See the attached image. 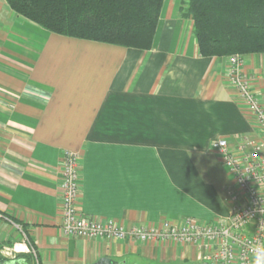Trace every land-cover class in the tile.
Listing matches in <instances>:
<instances>
[{"label": "crops", "instance_id": "1", "mask_svg": "<svg viewBox=\"0 0 264 264\" xmlns=\"http://www.w3.org/2000/svg\"><path fill=\"white\" fill-rule=\"evenodd\" d=\"M182 1L164 0L152 48L141 51L51 33L0 0V255L11 264H36L5 253L23 245L19 225L39 264H202L194 246L87 240L60 227L67 152L80 155L88 216L127 227L229 216L235 185L211 145L227 139L237 151L259 131L228 57L200 55ZM243 61L264 106V54Z\"/></svg>", "mask_w": 264, "mask_h": 264}, {"label": "built area", "instance_id": "2", "mask_svg": "<svg viewBox=\"0 0 264 264\" xmlns=\"http://www.w3.org/2000/svg\"><path fill=\"white\" fill-rule=\"evenodd\" d=\"M228 60L230 81L255 118L260 136V140L243 138L237 151L230 148L227 139H219L211 145L235 185V191L229 194V216L213 223L188 217L176 224L162 221L152 226L129 227L114 219L88 216L79 207L80 155L67 152L62 163L61 183L60 227L65 236L110 242L131 240L147 245L173 242L196 247L202 264H255L258 252L264 250V106L251 91V79L243 73V56L232 55ZM4 219L0 213V222ZM23 236V245L15 244L6 249L7 256L12 252L15 255L25 252L39 264L37 250Z\"/></svg>", "mask_w": 264, "mask_h": 264}, {"label": "trees", "instance_id": "3", "mask_svg": "<svg viewBox=\"0 0 264 264\" xmlns=\"http://www.w3.org/2000/svg\"><path fill=\"white\" fill-rule=\"evenodd\" d=\"M5 2L51 33L141 51L152 48L164 5V0ZM180 13L193 21L192 33L204 58L264 54V0H183ZM19 226L28 237L25 226ZM0 264L11 263L0 255Z\"/></svg>", "mask_w": 264, "mask_h": 264}, {"label": "water", "instance_id": "4", "mask_svg": "<svg viewBox=\"0 0 264 264\" xmlns=\"http://www.w3.org/2000/svg\"><path fill=\"white\" fill-rule=\"evenodd\" d=\"M94 264H116V262L112 259L104 257L96 261Z\"/></svg>", "mask_w": 264, "mask_h": 264}, {"label": "clouds", "instance_id": "5", "mask_svg": "<svg viewBox=\"0 0 264 264\" xmlns=\"http://www.w3.org/2000/svg\"><path fill=\"white\" fill-rule=\"evenodd\" d=\"M255 264H264V250L258 252Z\"/></svg>", "mask_w": 264, "mask_h": 264}, {"label": "rangeland", "instance_id": "6", "mask_svg": "<svg viewBox=\"0 0 264 264\" xmlns=\"http://www.w3.org/2000/svg\"><path fill=\"white\" fill-rule=\"evenodd\" d=\"M232 191V190H231ZM19 243V242H18ZM6 253V252H5ZM15 255V253L12 252L11 256Z\"/></svg>", "mask_w": 264, "mask_h": 264}]
</instances>
